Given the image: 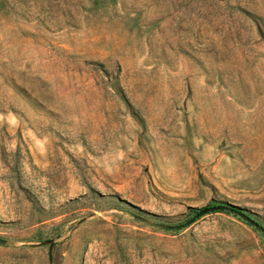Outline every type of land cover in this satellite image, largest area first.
<instances>
[{"label": "rangeland", "instance_id": "rangeland-1", "mask_svg": "<svg viewBox=\"0 0 264 264\" xmlns=\"http://www.w3.org/2000/svg\"><path fill=\"white\" fill-rule=\"evenodd\" d=\"M221 204L264 229V0H0V264H264Z\"/></svg>", "mask_w": 264, "mask_h": 264}, {"label": "water", "instance_id": "water-1", "mask_svg": "<svg viewBox=\"0 0 264 264\" xmlns=\"http://www.w3.org/2000/svg\"><path fill=\"white\" fill-rule=\"evenodd\" d=\"M213 211H230V212H232L235 215H238L240 217H243L250 224L254 225L258 229H260L262 232H264V229L262 227H260L256 222H254L253 220H251L250 218H248L242 212H240L238 210H234V209H232V207L227 206V205H222L221 204V205H216V206H211V207L204 208V209H202V210L199 211V213H198L197 216H202V215H205V214L210 213V212H213Z\"/></svg>", "mask_w": 264, "mask_h": 264}, {"label": "trees", "instance_id": "trees-1", "mask_svg": "<svg viewBox=\"0 0 264 264\" xmlns=\"http://www.w3.org/2000/svg\"><path fill=\"white\" fill-rule=\"evenodd\" d=\"M232 209L236 210L235 208H232ZM222 212L232 213V212H230V211H222ZM198 213H199V211H198ZM198 213H197V215H198ZM197 215H196V216H197ZM182 226L184 227L185 225H182ZM182 226H181V227H182Z\"/></svg>", "mask_w": 264, "mask_h": 264}]
</instances>
